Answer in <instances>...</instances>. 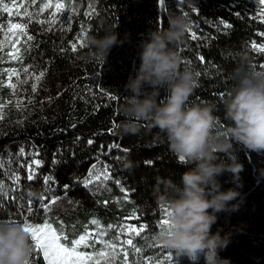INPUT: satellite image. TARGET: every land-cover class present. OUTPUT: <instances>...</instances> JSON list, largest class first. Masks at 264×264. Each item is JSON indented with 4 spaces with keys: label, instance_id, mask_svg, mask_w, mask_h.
<instances>
[{
    "label": "trees",
    "instance_id": "1",
    "mask_svg": "<svg viewBox=\"0 0 264 264\" xmlns=\"http://www.w3.org/2000/svg\"><path fill=\"white\" fill-rule=\"evenodd\" d=\"M62 2L64 9L41 12V0L35 5L25 0L23 6L32 13L31 18L9 17L7 13L0 17L5 25L10 19L26 32L20 35V29L14 28L19 35L17 71L10 83H0V163L4 166L18 159L21 149L35 151L41 161L31 180L23 171L21 186L15 191L5 186L0 167V183L4 185L0 221L27 220L36 225L48 218L71 239L88 230L92 219L107 227L136 216V221L146 225L136 239L141 255L161 258L169 249L156 243L166 208L157 202V177L180 185L182 174L192 165L178 161L169 151L166 137L156 139L159 129L145 124L139 134L120 133L119 126L125 121L120 107L130 95L125 85L139 69L141 45L156 27H168L170 13H187L191 25L180 48L183 67L200 73L189 103L215 104L214 114L227 124L224 101L232 90L231 74L240 54L246 52L252 67L264 70V52L258 50L264 44V19L249 0H166L163 6L160 0ZM82 25L86 28L83 38ZM107 28L117 31L121 40L127 35L128 40L111 50L107 62L90 60L85 38L103 35ZM192 32L197 39L191 38ZM27 35L33 39L28 40ZM4 38L0 35V40ZM73 43L77 45L75 52L70 50ZM253 43L256 50L251 47ZM8 50L3 43V80L8 77L3 69ZM41 72L44 75L37 81ZM238 155L244 164L240 174L243 187L236 188L230 174L220 177V183L223 191L236 188L241 193L231 202L239 204V211L217 214L212 232L230 234L231 242L220 252L222 259L231 264H264V153L241 151ZM93 165L94 175L107 167L111 179L85 185L82 181ZM45 177L52 180L45 183ZM32 192L38 193V198L29 195ZM57 197V202L51 203ZM30 261L44 264L39 252H34ZM174 262L194 264L176 255ZM195 264H205L203 257Z\"/></svg>",
    "mask_w": 264,
    "mask_h": 264
},
{
    "label": "clouds",
    "instance_id": "2",
    "mask_svg": "<svg viewBox=\"0 0 264 264\" xmlns=\"http://www.w3.org/2000/svg\"><path fill=\"white\" fill-rule=\"evenodd\" d=\"M190 25L188 16L170 13L168 27H156L142 43L139 69L125 85L130 95L120 107L125 121L119 130L122 135H136L145 124L159 129L156 139L166 137L178 161L192 165L182 174L180 185L157 177V202L168 209V226L156 243L194 264L200 257L205 264H231L220 257L231 242L230 234L222 236V230L213 234L212 227L217 214L239 211V204L231 203L241 196L236 188L243 187L244 164L238 153H264V70L254 69L246 52L240 54L231 74L232 90L224 101L227 124L214 114L215 104L189 103L198 74L183 67L180 48ZM127 40V35L121 40L111 28L103 35H88V58L107 62L111 50ZM225 174L232 176L236 188L222 190L220 177ZM26 228L25 222L0 221V264H30L32 236Z\"/></svg>",
    "mask_w": 264,
    "mask_h": 264
},
{
    "label": "snow or ice",
    "instance_id": "3",
    "mask_svg": "<svg viewBox=\"0 0 264 264\" xmlns=\"http://www.w3.org/2000/svg\"><path fill=\"white\" fill-rule=\"evenodd\" d=\"M36 2L37 0H28V3L31 5H35ZM160 2L163 5L166 3V0H160ZM178 2L183 3L184 0H178ZM41 5H42L40 9L41 12L44 9H49V8H55L57 11L65 8V3L62 2V0H55V3H53V0H41ZM22 6H23V0H21V4L19 6L17 5L16 0H0V17H3V14L7 13L9 17L13 15L16 16L26 15L29 18H31L32 13L29 12L27 7H24L23 12L20 11H17L15 13L12 12V8H17ZM262 12H264V9H262ZM51 15L55 16V13H52ZM85 15H89V13H85ZM184 15H187V13H184ZM4 19H7V17H4ZM67 19L70 21L71 15H69ZM37 23L42 24L44 23V21H37ZM224 26L226 28L229 27V25L227 24H225ZM14 28L20 29V35H26V32L19 23H13V21L9 19L7 25H5L2 21H0V35H4L5 37H7V33L12 32ZM5 29H7V32H5ZM85 31L86 28L85 26L82 25L81 26L82 38H83V33ZM191 38L197 39V35L195 32L191 33ZM27 39L32 40L33 37L31 35H27ZM3 43H4L3 40H0V48H2ZM251 47L254 50L257 49V45L255 43H253ZM70 50L75 52L77 50V45L73 43L71 45ZM258 50L260 52H264V44H262ZM25 71H27V69H25ZM197 74L198 76L200 75V73ZM43 75L44 73L41 72L39 76L36 77L37 81L39 80L40 76ZM32 89L33 91L36 90V84L32 85ZM111 98L115 99V97H111ZM2 107L3 106L0 105V120L3 119ZM88 143L91 144L92 141L89 140ZM20 154L21 155L24 154L23 149L20 150ZM32 164L39 167L41 166V161L33 160ZM32 164H30L28 167L30 173L28 176L29 180L33 178V174H34ZM2 166H3L2 163H0V167ZM93 169H95V165H93L92 169L89 170L87 178H85L82 181L85 185L91 184L94 181L102 182L111 179V174L108 171L107 167H105L103 171L98 172L95 175L93 174ZM44 180L45 183H48L49 181L52 180V178L45 177ZM3 187H4L3 183H0V192L3 191ZM29 195H31V193H29ZM58 199H59L58 197L53 198L51 200V203H56ZM161 207L164 208V206ZM164 214H165V218L159 221V226L161 229L160 233L163 232L168 226L167 208H164ZM135 218L139 219V217H135ZM10 221H14V220H10ZM25 223L27 225L26 230H28L32 236L33 253L39 252L44 260V264H115L116 250L118 245L132 246L134 253H141V247L135 246L133 244L132 238H128L126 240L121 241L119 239L120 233H123L125 235L135 233L136 236H139L140 233L143 232L146 227V225L141 224L139 230H137L136 226L134 225L122 226L119 229H117V236L114 238L115 242H111V241H104L100 238L102 236H106L107 232L96 233L95 231H89L87 229L83 234H80L78 237H73L70 239L69 236L64 233L63 228L54 227L53 223L48 218H46L42 224L33 225L27 220H25ZM91 223L97 225L98 228L102 227L98 219H92ZM107 227L109 230H111L114 226L108 225ZM96 244H101L103 245V247L95 251H88V249H92ZM120 252L123 254L122 264H129L128 251L125 250L123 247H121ZM148 259L152 260L153 258L149 257ZM165 261H167L168 264H175L172 255L164 257V259L157 261L156 264H165ZM30 264H34V261H30ZM132 264H141V262L137 261L134 257Z\"/></svg>",
    "mask_w": 264,
    "mask_h": 264
},
{
    "label": "rangeland",
    "instance_id": "4",
    "mask_svg": "<svg viewBox=\"0 0 264 264\" xmlns=\"http://www.w3.org/2000/svg\"><path fill=\"white\" fill-rule=\"evenodd\" d=\"M249 1L254 3L258 15L262 19H264V12H262V9H264V0H249ZM24 2H25V0H23V4H24ZM16 3L19 6L21 4V0H16ZM23 10H24V6L12 8V12H14V13L17 11L23 12ZM45 10L46 9H44L43 11H45ZM3 42L9 47L8 55H7V58L5 59V65L3 68L4 71L8 72V77H7V79H4V80L0 79V83L8 84V83H10V80L16 74V71H17L16 63H17L18 57H19V50L17 48V45L19 42L18 33L14 32V29H13L12 32L7 33V37H5L3 39ZM33 160H39L37 158V153L35 151L24 152V154L21 155L20 157H18V159L9 160L7 162V165L3 166V177H5V183H4L5 186L8 187L9 189L13 190V191L18 189L21 186V179L23 177V171H26L27 175L29 176L30 173H29L28 167L30 164H32ZM32 168L34 170V174H33V178H34L38 167L36 165L32 164ZM135 217L136 216L127 217L120 224L113 225L114 227L111 230H109L108 227H103V226L98 228L97 225H94V224H92V226L88 230L89 231H95L96 233L107 232L106 236H102L100 238L104 241L115 242L114 238L117 236V229H119L120 227L126 226V225H134V226H136L137 230H139L141 224H140V222L136 221ZM143 232H141L139 236H141L143 234ZM139 236H136L135 233H131L129 235H125L123 233H120L119 239L122 241V240H126L128 238H132L133 244L135 246H138L136 239ZM90 243H91V241H90ZM102 247H103V245L96 244V245H94V247L92 249H88V251H95V250L100 249ZM121 247H123L129 253V257H128L129 264H132L134 257L137 261H140L141 264H156L157 261L162 260V259H164V257L169 256V255L173 256V260L175 257V255H174L175 253L169 249L168 252L164 253L163 257L160 258V257L156 256L152 260H149L148 259L149 256H147V255H141V253H134L132 246L118 245L117 250H116L115 264H122L123 254L120 252ZM141 251H142V248H141ZM165 264H168V262L165 261Z\"/></svg>",
    "mask_w": 264,
    "mask_h": 264
}]
</instances>
